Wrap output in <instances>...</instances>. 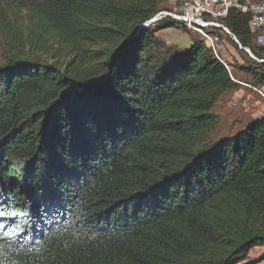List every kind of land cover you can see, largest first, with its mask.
Here are the masks:
<instances>
[{
	"label": "trees",
	"instance_id": "16d2710c",
	"mask_svg": "<svg viewBox=\"0 0 264 264\" xmlns=\"http://www.w3.org/2000/svg\"><path fill=\"white\" fill-rule=\"evenodd\" d=\"M168 1L0 0L24 14L0 9V264H249L264 246V115L217 136L215 111L264 86L260 32L222 19L245 63L173 47L146 25Z\"/></svg>",
	"mask_w": 264,
	"mask_h": 264
},
{
	"label": "built area",
	"instance_id": "2783aa9c",
	"mask_svg": "<svg viewBox=\"0 0 264 264\" xmlns=\"http://www.w3.org/2000/svg\"><path fill=\"white\" fill-rule=\"evenodd\" d=\"M173 5L169 8L160 10L156 15L146 22L148 26H156L169 20L177 21L183 24L187 31L197 33L202 40L219 57L218 48L221 43L218 30L229 34L237 41L236 37L222 23L231 9H237L250 16V27L253 31L260 32L257 36L259 44H264V0L244 3L241 0H172ZM248 53L254 57L251 50L247 48ZM255 58V57H254ZM226 67H230L225 63ZM261 97L264 98V89L255 88L244 84ZM246 103V101H245ZM238 105V102H234Z\"/></svg>",
	"mask_w": 264,
	"mask_h": 264
},
{
	"label": "rangeland",
	"instance_id": "374dc122",
	"mask_svg": "<svg viewBox=\"0 0 264 264\" xmlns=\"http://www.w3.org/2000/svg\"><path fill=\"white\" fill-rule=\"evenodd\" d=\"M166 7H171V5L167 4ZM0 9L3 10L5 18L7 20L9 19L11 21L24 23V14H20L19 10H15L13 7L5 5L4 3H0ZM156 28L157 27L152 26V29H154V35L157 38H160L163 41H166L168 44H170L173 47L189 48L194 39L202 40V38L197 33L186 31L184 29L167 28V29L159 31ZM5 34L6 33L4 34L0 33V60H2L4 52L6 53L5 50L9 49L11 47L10 45H12L11 43L8 44L10 40H8ZM225 36H227L226 33H225ZM256 43L259 46H264V44H259L257 39H256ZM235 48H233L232 45H229L228 51L231 52V60L230 58L223 56L220 49L218 50V52L223 58L227 59L230 62L239 61V62L245 63L246 62L245 53L247 52L245 51L244 54H242L241 52H238V55L240 57L239 58L238 56L234 55L235 50L233 51V49ZM247 55L250 56V54L248 53ZM235 73L239 79L248 78V77L246 78V76L241 75L240 73L236 71ZM261 88L264 89V86H262ZM240 91H242L241 94L240 93L238 94V92ZM235 101L238 102V105L234 104ZM215 111L219 115L220 121H219V126L217 128V136H220L222 134H227L228 132L235 130L237 128L243 127L245 124L248 123V121H250L251 119L255 117L263 116L264 115V98L258 94H254V93L251 94L241 89L235 93H232L229 96L223 97L221 102L216 106ZM263 255H264V246L256 247L250 251L249 259L247 260V263L264 264V258L261 259Z\"/></svg>",
	"mask_w": 264,
	"mask_h": 264
},
{
	"label": "crops",
	"instance_id": "0c3cea01",
	"mask_svg": "<svg viewBox=\"0 0 264 264\" xmlns=\"http://www.w3.org/2000/svg\"><path fill=\"white\" fill-rule=\"evenodd\" d=\"M256 0H245L244 3H248V2H255ZM168 5H173V1L172 0H169L167 2ZM217 33L220 35V39H221V43L219 45V48L218 50L220 49L221 50V53L223 56L227 57V58H230L231 60V52H229V45H232L233 48H235V46L232 44V41H231V38L232 36L227 34V36H225V33H223L222 31L218 30ZM235 50V51H234ZM233 51L235 52V56H238V50L235 48L233 49ZM237 54V55H236ZM233 58V57H232ZM240 58V57H239ZM242 91L238 92V94L240 93L241 94Z\"/></svg>",
	"mask_w": 264,
	"mask_h": 264
},
{
	"label": "water",
	"instance_id": "95a60500",
	"mask_svg": "<svg viewBox=\"0 0 264 264\" xmlns=\"http://www.w3.org/2000/svg\"><path fill=\"white\" fill-rule=\"evenodd\" d=\"M240 48H242V49H244V50H246V51L248 50L247 48H243L242 46H240Z\"/></svg>",
	"mask_w": 264,
	"mask_h": 264
}]
</instances>
